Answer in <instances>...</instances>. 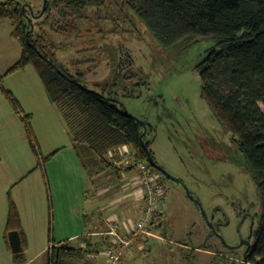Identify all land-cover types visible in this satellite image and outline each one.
<instances>
[{
  "label": "rangeland",
  "instance_id": "374dc122",
  "mask_svg": "<svg viewBox=\"0 0 264 264\" xmlns=\"http://www.w3.org/2000/svg\"><path fill=\"white\" fill-rule=\"evenodd\" d=\"M44 2L28 0L26 4L33 5L39 14ZM60 4L52 7L48 21L34 26L36 31L56 41L58 60L73 73L83 72L87 87L115 94L129 113L145 123L155 161L179 178L168 180L163 226L152 229L156 236L150 237L149 248L143 250L141 241L135 242L122 264L240 262L242 251L238 248L233 252L229 246L250 237L252 225L257 228L262 199L245 169L243 153L233 143V134L222 127L201 94L199 67L216 45L214 39L204 37L187 48L167 50L123 0L89 6L81 17L73 16L65 3ZM73 20L78 25L74 33L63 34L52 26L61 27ZM12 28L9 18L0 19L2 85L31 118L27 123L0 87V162L7 167L6 173L13 172L12 183H17L23 195L30 188L36 194L40 191L37 176L41 174L44 199L38 198L36 209L49 215L53 245L63 236L84 229L80 224L84 212H97L106 204V197L97 196L105 179H116L120 190L123 187L116 172L106 167L104 170H109L100 176L104 182L97 184L95 192L88 190V173L76 155L73 137L35 66L28 64L7 74L22 53L20 41L11 35ZM126 54L133 64H126ZM260 105L264 110V104ZM29 126L38 154L30 143ZM133 173L129 170L125 176ZM9 191L13 196V186H9L8 197ZM119 193L126 195L129 190ZM119 201L113 205L123 202ZM247 213L252 217L245 219ZM110 222L103 226L107 233L98 235L102 240L109 238ZM102 252L94 258L103 261ZM98 260L94 262L98 264Z\"/></svg>",
  "mask_w": 264,
  "mask_h": 264
},
{
  "label": "trees",
  "instance_id": "16d2710c",
  "mask_svg": "<svg viewBox=\"0 0 264 264\" xmlns=\"http://www.w3.org/2000/svg\"><path fill=\"white\" fill-rule=\"evenodd\" d=\"M27 1L0 0V19L12 21L11 35L22 45L19 60L7 74L28 64L35 66L50 98L62 112L77 152L89 170L92 171L89 166L92 165L102 169L109 167L120 173L121 169L109 160L108 153L121 145L136 151L139 159L149 160L144 146L147 141L144 125L116 100L115 94L90 89L82 81L83 72L73 73L61 63L56 55L59 48L56 41L49 40L35 28L31 30L32 24H43L52 7L61 2L72 10L73 16L81 17L83 10L105 0H47L45 17L42 15L33 20L29 17L30 7L23 9ZM123 1L132 7L167 50L187 48L204 37L214 39L216 45L208 50L199 67L203 82L201 94L222 127L233 134L234 145L243 153L245 169L259 190L261 217L244 264H264V110L260 105L264 104V0ZM52 26L63 34L74 33L78 27L74 20L61 27ZM125 57L126 64L134 63L129 54ZM2 80L0 74V87L14 101L24 120L30 123L31 115L23 112L11 92L3 87ZM29 129L30 143L38 154L30 126ZM150 143L148 140L149 149ZM155 167L163 171V167ZM6 230L8 243L12 230H18L26 241L21 215L11 191ZM138 239L142 241L140 237L135 241ZM72 241L51 245L47 252L48 264H96L93 255L111 245L110 236L108 240L81 236ZM14 258L17 263L24 261L22 252L15 253ZM242 260L232 262L243 264Z\"/></svg>",
  "mask_w": 264,
  "mask_h": 264
},
{
  "label": "crops",
  "instance_id": "0c3cea01",
  "mask_svg": "<svg viewBox=\"0 0 264 264\" xmlns=\"http://www.w3.org/2000/svg\"><path fill=\"white\" fill-rule=\"evenodd\" d=\"M0 130H3L2 126H0ZM74 150L82 164V167H84V169H86V173H88V175L85 177L87 183L91 184V188L88 190L95 192L97 184H101V182L104 180L103 177H102L103 180L100 179V176H103V173H105V171L109 169L107 168L104 170L102 168H97L96 169L97 171L89 170L83 164L77 152L76 147ZM6 168L7 167H5L4 163L1 161L0 162V264H48L46 255L49 248L51 247L49 239H50V230H52V228H50V218L49 215H47V212L44 213L43 210L38 211V209H36V206L38 205L37 204L38 198H40L41 196V198L44 199L43 191L45 188V184H44L45 182L41 174H39L37 176V180L40 191H38V193L36 194L32 190V188H30L29 193L26 192L23 195L21 194L20 190L17 189V187H19L17 186V183H12L13 181L11 180V178L13 176V172H11V175L9 173H6L5 172ZM111 171L113 173L116 172L114 170ZM116 174L117 176H119L121 187L124 188V189L122 188V190L123 191L129 190V194L127 193L126 195L124 194L120 196L119 191L121 192L122 190H120L119 188L120 186L118 184V180L117 181L116 179L111 180V177H109V180L105 179L106 182L104 185L102 183L101 188L98 189L97 196L106 197L107 199L106 204L100 206V209H98L97 212L96 211L91 213L84 212V216L83 215L80 216V218L82 217V219L80 220V224L83 225L84 229L81 228L80 231L69 233L68 235H66V238H64L65 236H63L62 237L63 239H61L57 243H61L73 239L76 240L81 236L93 237L94 240H99L98 235H103L104 233H107L106 231H103L104 224L105 223L109 224V222L112 220L114 216H119L120 218L129 220L131 222L136 220L140 216L144 208L143 199H141L140 196L135 195L136 193L135 186L126 188L124 187V184L126 183H121V181L123 182L125 179L130 180L131 179L130 176L128 175L125 176L126 173L122 171H120V173L116 172ZM96 178L98 179V181L96 180ZM9 186H13V190H14L13 197L18 206L21 215L22 225L26 235V241L24 242L22 239L23 242L22 253L24 257L23 263H17L15 261L14 258L15 253L11 249L10 242L9 243L7 242L6 225L9 214V200H8ZM116 200H120V201L123 200V202L119 203L118 205H113V203H115ZM38 201H40V199ZM46 210L47 209H45V211ZM45 216L48 219L47 220L48 222H46ZM60 230L62 231L61 228ZM139 241L140 240L138 239L135 242L139 243ZM27 252H30V256H26ZM130 253L131 251L124 256V259L128 255H130ZM103 257H104L103 261H100L98 260V258H95L98 260V264L101 263L104 264L105 262L104 253H103Z\"/></svg>",
  "mask_w": 264,
  "mask_h": 264
},
{
  "label": "built area",
  "instance_id": "2783aa9c",
  "mask_svg": "<svg viewBox=\"0 0 264 264\" xmlns=\"http://www.w3.org/2000/svg\"><path fill=\"white\" fill-rule=\"evenodd\" d=\"M108 156L122 172L134 171L124 185L126 188L135 186L144 202L143 211L136 220L131 222L114 216L110 222L108 234L111 245L104 251L105 264H122L125 254L138 237L142 239L140 247L147 250L150 237L156 236L152 229L162 226L169 178L149 160L139 159L136 151L128 145L110 150Z\"/></svg>",
  "mask_w": 264,
  "mask_h": 264
},
{
  "label": "water",
  "instance_id": "95a60500",
  "mask_svg": "<svg viewBox=\"0 0 264 264\" xmlns=\"http://www.w3.org/2000/svg\"><path fill=\"white\" fill-rule=\"evenodd\" d=\"M46 3H47V0H45L43 10L39 14H36L34 12V9H33L31 4H24L23 5V9H25L27 6L30 7L31 14H30L29 17H30V20H33V18H38V17L42 16V14L44 13L45 8H46ZM31 30H34V24H32ZM140 122L143 125H145V123L143 121L140 120ZM144 132H146V131H144ZM144 146H145V148L147 150L149 161L154 166H158V164L156 163V161H155V159H154V157H153V155H152V153H151V151L149 149L148 140L144 142ZM163 171L167 175V177H169V179H173V180L179 181V178L173 176L172 174L167 172L164 168H163ZM211 226L214 228L213 224H211ZM9 242H10V245H11V249H12V251L14 253H20V252L23 251L22 237H21V233L18 230H12V231L9 232ZM249 247H250V244H249ZM246 259H247V257L245 256V261H246ZM244 263L245 262H243V264Z\"/></svg>",
  "mask_w": 264,
  "mask_h": 264
},
{
  "label": "flooded vegetation",
  "instance_id": "af4514ba",
  "mask_svg": "<svg viewBox=\"0 0 264 264\" xmlns=\"http://www.w3.org/2000/svg\"><path fill=\"white\" fill-rule=\"evenodd\" d=\"M245 213L246 212H244L242 214L244 215ZM251 217H252L251 214L250 213H247L245 219L251 218ZM212 230H214L213 227H212ZM253 233H254V229H253V225H252L250 237H248L246 239H243L242 242L240 244L236 245V246H229V249L231 251H233V252L234 251H237V250H234V249H238V248L242 251L241 253H242L243 258H244L242 260L243 262H245V256L247 257L248 251L250 250V248L252 246V243H253V237L252 236L254 235ZM249 244H250V247H249ZM234 254H236V253H234ZM238 254H240L239 251H238Z\"/></svg>",
  "mask_w": 264,
  "mask_h": 264
}]
</instances>
